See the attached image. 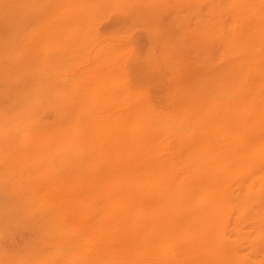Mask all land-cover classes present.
Here are the masks:
<instances>
[{"label":"rangeland","instance_id":"rangeland-1","mask_svg":"<svg viewBox=\"0 0 264 264\" xmlns=\"http://www.w3.org/2000/svg\"><path fill=\"white\" fill-rule=\"evenodd\" d=\"M38 1L0 0V264H264L240 0Z\"/></svg>","mask_w":264,"mask_h":264},{"label":"bare ground","instance_id":"bare-ground-1","mask_svg":"<svg viewBox=\"0 0 264 264\" xmlns=\"http://www.w3.org/2000/svg\"><path fill=\"white\" fill-rule=\"evenodd\" d=\"M9 1V0H8ZM35 1H38V0H35ZM57 1V0H56ZM38 2H40V1H38ZM58 2V1H57ZM240 2H241V5H240V22H241V25H240V29H239V31H238V34H239V40L241 41V43L242 44H244L245 46H246V48H255L256 50H257V48L256 47H264V0H240ZM5 3V2H4ZM29 3V2H28ZM21 3H19V5H20ZM49 4V3H48ZM2 5V4H1ZM10 7H11V5H9ZM32 6H33V4H32ZM61 7H62V5H60ZM66 6V5H65ZM15 8H17V7H15ZM20 8V7H19ZM33 8V7H32ZM63 8L65 9V7H64V5H63ZM8 9V8H7ZM36 9H37V7H36ZM3 10H5V8L3 9ZM243 10H244V13H243ZM8 11V10H7ZM21 11V10H20ZM38 11V10H37ZM39 11H40V9H39ZM52 11V10H51ZM16 12V11H15ZM63 12V11H62ZM241 12H242V14H241ZM20 13H22V12H18V14H20ZM18 14H16V17H17V15ZM34 14V13H33ZM33 14H31V15H33ZM61 14V13H60ZM14 15V14H13ZM25 15V14H24ZM21 16V15H20ZM19 16V17H20ZM34 17H35V15H33ZM0 17H2V15L0 16ZM25 17V16H24ZM24 17H23V19H24ZM21 18V17H20ZM1 19V18H0ZM10 19V18H9ZM13 19V20H12ZM11 20H12V22L14 23V17L12 18ZM22 19V21H24ZM2 20H3V18H2ZM18 19H16V21H17ZM19 21V20H18ZM17 23V22H16ZM59 23H62V22H59ZM2 24V23H1ZM7 25H8V23H7ZM6 25V26H7ZM19 25V24H18ZM61 25V24H60ZM65 26L66 24L65 23H62V25L61 26ZM9 26V25H8ZM7 26V27H8ZM20 26V25H19ZM53 26V25H52ZM4 27V26H3ZM60 27V26H59ZM57 28V27H56ZM60 28H62V27H60ZM65 29V28H64ZM7 30V29H6ZM63 30V29H62ZM10 31V30H9ZM58 31V30H57ZM64 31V30H63ZM64 34H65V32H64ZM68 34V33H67ZM4 36V35H3ZM9 36H12V35H9ZM22 36V35H21ZM24 36V35H23ZM68 36V35H67ZM2 37V36H1ZM7 37V36H6ZM15 37V36H14ZM23 38V37H22ZM1 39V41H4V40H2V38H0ZM16 39H17V37H16ZM236 39H238L237 37H236ZM9 40V39H8ZM16 42V41H15ZM228 42V41H227ZM4 43H7V41L5 42L4 41ZM9 44H10V40H9V42H8ZM17 43V42H16ZM3 44V43H2ZM14 44V43H13ZM232 44V43H231ZM4 45V44H3ZM16 45V44H15ZM7 46V45H6ZM5 46V47H6ZM9 46V45H8ZM11 46L13 47L14 45H12L11 44ZM10 46V47H11ZM17 46V45H16ZM230 46H228L227 47V49L229 48ZM231 47H233V46H231ZM10 48H8L7 47V50H9ZM231 49V48H230ZM247 49V50H248ZM233 50V49H232ZM237 50V49H236ZM4 51H5V49H4ZM229 49L227 50V52L229 53ZM12 52V51H11ZM11 52H9L10 54H11ZM239 52H240V50H239ZM226 53V52H225ZM241 53H242V51H241ZM0 54H2V53H0ZM235 54V53H234ZM231 55V54H230ZM260 55V53L258 54V53H256V54H252V56H251V58L252 59H257V61H259L260 60V58L258 57ZM3 56V55H2ZM9 57V56H8ZM231 57V56H230ZM229 57V58H230ZM3 58V57H2ZM4 58H5V56H4ZM3 58V59H4ZM228 58V59H229ZM2 59V60H3ZM8 59V58H7ZM0 61H1V59H0ZM4 61V60H3ZM6 61V60H5ZM21 63H22V60L20 61ZM238 62V61H237ZM5 63V62H4ZM103 63H104V61H103ZM2 64V63H1ZM0 64V65H1ZM104 64H106V63H104ZM236 64V63H235ZM255 64V63H254ZM1 66H3V65H1ZM0 66V67H1ZM234 67H236L237 66V64L236 65H233ZM232 67V66H231ZM237 68V67H236ZM2 69H3V67H2ZM86 70V69H85ZM232 70V69H231ZM231 70H230V72H231ZM239 70V69H238ZM0 71H1V69H0ZM115 71V70H114ZM235 71V70H234ZM9 72V71H8ZM111 72V71H110ZM110 72H108V74H111L112 75V73H110ZM113 72V71H112ZM116 73V72H115ZM231 73H233L234 74V72H231ZM11 75V74H10ZM235 75H236V73H235ZM237 75H238V73H237ZM236 77V76H235ZM240 78V77H239ZM16 86V85H15ZM120 88V87H119ZM16 89V88H15ZM17 91V90H16ZM20 91V90H19ZM18 95V94H17ZM201 97V96H200ZM221 102V101H220ZM24 103V102H23ZM135 103V102H134ZM75 105V104H74ZM88 106V105H87ZM79 107H81L80 105H79ZM247 109L248 110H250L251 112H252V114H253V119H254V122H255V126H254V129L251 131V132H246V131H244V133L243 134H240L239 136H235L233 133V135L235 136H233V137H230V142H228L227 143V145H228V147H229V150H228V152L231 150V155H232V157H233V161H232V163L233 164H240L242 167H243V169H244V167L245 166H248V167H246L245 169L247 170V169H249L250 168V164H251V162H254V161H256V160H253V158H250L251 157V153H255V152H257L256 154H258L259 156H264V117H262V115H264V98H256V100H254V101H251V104H250V106H248L247 107ZM250 115V114H249ZM190 117V116H189ZM212 117V116H211ZM211 117H210V119H211ZM188 119V118H187ZM186 119V120H187ZM196 119V118H195ZM214 119H216L215 117H214ZM213 119V120H214ZM188 120H191V118L190 119H188ZM187 120V121H188ZM3 121V120H2ZM192 121V120H191ZM210 121H212V120H210ZM193 122H195V121H193ZM190 122L188 121V125H190L189 124ZM192 123V122H191ZM253 123V122H252ZM10 125V124H9ZM254 125V124H253ZM11 126V125H10ZM201 127V126H200ZM253 127V126H252ZM10 128V127H9ZM141 128V127H140ZM12 129H13V126H12ZM117 129V128H116ZM205 129V128H204ZM16 130H19V129H16ZM21 130V129H20ZM142 130V129H141ZM215 130H217V129H215ZM219 130V129H218ZM83 131V130H82ZM143 131V130H142ZM202 131L204 132V130L202 129ZM14 132V134H15V131H13ZM12 132V133H13ZM85 132V131H84ZM120 132V131H119ZM195 132H196V130H195ZM90 136H91V134L90 133H88ZM205 134H206V132H205ZM232 134H230V135H232ZM16 135H17V133H16ZM70 135V134H69ZM86 135H87V133H86ZM129 135V134H128ZM12 136H14V135H12ZM17 136H20V134L19 135H17ZM208 136V135H207ZM131 138V137H130ZM197 138V137H196ZM91 140V139H90ZM207 140H208V138H207ZM92 141V140H91ZM199 141V140H198ZM93 142V141H92ZM133 143V142H132ZM209 143V142H208ZM208 143H206V144H208ZM93 145V144H92ZM95 145V144H94ZM128 145V144H127ZM199 145H200V142H199ZM210 145V144H209ZM155 146V145H154ZM203 146V145H202ZM220 146V145H219ZM148 148H149V146H147ZM203 147H205V146H203ZM202 147V148H203ZM129 148V147H128ZM208 148V147H207ZM204 149V148H203ZM210 149V148H209ZM209 149H207V150H209ZM222 149V148H221ZM159 150V149H158ZM158 150H157V152H158ZM204 150H206V149H204ZM81 151V150H80ZM96 153V152H95ZM101 153V152H100ZM151 152H149V155H154V153H151ZM160 153V152H159ZM98 155V154H97ZM99 156V155H98ZM101 156V155H100ZM221 156V155H220ZM19 157L20 156H18V161L19 160H21V159H19ZM81 157V156H80ZM262 158H264V157H262ZM24 160H25V158H23ZM22 159V160H23ZM79 159V158H78ZM21 162V161H20ZM229 162V161H228ZM258 162V161H257ZM25 163V162H24ZM221 164V163H220ZM255 164H258V163H256L255 162ZM19 165H20V163H19ZM22 165V164H21ZM223 165L225 166L226 164L223 162ZM27 166V165H26ZM23 169V168H22ZM27 169V168H26ZM238 170V169H237ZM259 170H261L260 168H259ZM23 171V170H22ZM257 170H255V172H256ZM231 172V171H230ZM237 172V171H236ZM242 172V171H241ZM254 172V173H255ZM261 172H262V170H261ZM238 173V172H237ZM239 173H240V171H239ZM259 174H260V172H259ZM262 174V173H261ZM22 175H24V174H22ZM258 176H260V175H258ZM257 176V177H258ZM255 178V177H254ZM256 188V187H255ZM130 203V202H129ZM220 205H221V203H220ZM219 205V206H220ZM140 206V205H139ZM133 207V206H132ZM220 208H221V206H220ZM223 209V208H222ZM258 223V222H257ZM194 226V225H193ZM249 226H251V225H248V227ZM255 226H256V224H255ZM256 227H258V226H256ZM255 227V228H256ZM261 227V226H260ZM250 228V227H249ZM253 226H252V228L251 229H255ZM262 228H264V227H262ZM259 229V228H258ZM255 230H257V228L255 229ZM255 230H253V231H255ZM257 232H259V230H257ZM255 235V234H254ZM221 247V246H220ZM217 252V251H216ZM6 258V257H5Z\"/></svg>","mask_w":264,"mask_h":264}]
</instances>
